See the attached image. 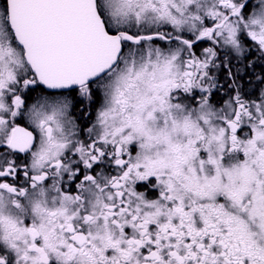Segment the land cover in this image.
Segmentation results:
<instances>
[{
  "label": "snow or ice",
  "instance_id": "1",
  "mask_svg": "<svg viewBox=\"0 0 264 264\" xmlns=\"http://www.w3.org/2000/svg\"><path fill=\"white\" fill-rule=\"evenodd\" d=\"M0 264H264V0H0Z\"/></svg>",
  "mask_w": 264,
  "mask_h": 264
}]
</instances>
